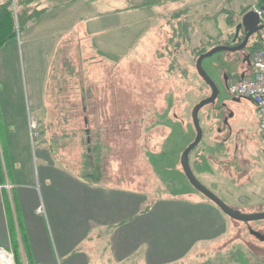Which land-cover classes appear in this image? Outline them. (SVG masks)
I'll use <instances>...</instances> for the list:
<instances>
[{
	"label": "rangeland",
	"instance_id": "rangeland-1",
	"mask_svg": "<svg viewBox=\"0 0 264 264\" xmlns=\"http://www.w3.org/2000/svg\"><path fill=\"white\" fill-rule=\"evenodd\" d=\"M185 1L178 11L169 0L99 1L98 17L90 23L91 31L96 30L80 40L74 37L75 30L66 36L48 56L49 69L43 59L47 48H33L32 56L33 42L19 32L17 62L3 59L7 63L2 64V72L16 74L17 80L1 83L4 89L18 85L30 90L33 68H38L44 101L51 110L41 121L34 117L39 131L35 140L53 142L60 160L73 170L82 171L84 161H100L109 183L153 189L157 197H186L189 191L205 197L191 185L180 164L181 154L196 138L192 110L212 94L196 70L197 51L233 45L234 36L241 37L244 31L237 35L225 11L238 19L240 13L260 9L261 0ZM115 9L124 11L111 14ZM182 21L191 26L190 36L182 48H175L180 36L172 30ZM94 33L98 52L92 47ZM111 55L118 62L108 59ZM242 55V51H221L203 60L218 96L199 112L203 138L189 159L197 179L228 205L241 213H262L264 138L256 109L228 90V83L249 70ZM99 140L103 148L95 150ZM97 151L102 154L95 155ZM85 152L91 155H82ZM228 221L226 235L201 252V262L264 264V242L250 233L257 230L264 235V220Z\"/></svg>",
	"mask_w": 264,
	"mask_h": 264
},
{
	"label": "crops",
	"instance_id": "crops-1",
	"mask_svg": "<svg viewBox=\"0 0 264 264\" xmlns=\"http://www.w3.org/2000/svg\"><path fill=\"white\" fill-rule=\"evenodd\" d=\"M99 1L108 0H35L33 5L46 12L23 28L26 39L33 42L30 54L35 56V47H46L43 59L48 60L49 69L48 56L74 30L78 40L96 30L91 31L90 23L98 17ZM169 1L177 11L186 2ZM118 11L111 14L121 15ZM83 21L84 26H79ZM96 36L92 34L91 39L97 51ZM18 40L11 38L0 48L4 52L0 55V245L14 252L16 262L241 264L236 260L201 262V252L230 228V217L209 199L193 191L186 197H157L153 189L104 179L91 183L81 170L63 164L53 142L33 141L30 117L41 121L51 110L44 101L38 68H33L30 90L18 85L4 89L1 83L17 80L16 74L2 72V64L7 63L3 59L17 62L22 43ZM39 206L42 213L37 211Z\"/></svg>",
	"mask_w": 264,
	"mask_h": 264
},
{
	"label": "water",
	"instance_id": "water-1",
	"mask_svg": "<svg viewBox=\"0 0 264 264\" xmlns=\"http://www.w3.org/2000/svg\"><path fill=\"white\" fill-rule=\"evenodd\" d=\"M260 15L263 16V21H264V5L260 7L259 11L251 10L243 15L241 23H239L236 28L237 35L239 34L241 29H243V31L245 32V35L240 44L217 46L201 54L198 57L196 61V70L198 74L202 77V79L210 86L212 90V94L209 97L201 100L198 104L194 106L192 110V120H193L195 129H196V138L194 139L193 142H191L186 147V149L181 154V158H180V164L182 166L184 174L186 178L189 180V182L191 183V185L197 191L203 194L207 199H209L211 202L217 205L227 216H229L232 219L245 222V223H249L252 221H258V220H264V212L262 213H241L240 211L228 205L219 196H217L209 188H207L203 183H201L199 179H197L191 167L189 155L199 145V143L201 142L203 138V129L201 128V125H200L199 112L203 107L214 103L218 96L217 85L215 84V82L211 79V77L207 74V72L203 68V60L207 57L212 56L213 54L217 52H221V51L234 52V51L243 50L248 45L249 40L255 34L264 30V24H263V21ZM228 117L229 118L233 117V113H230ZM225 123H228V118L225 119ZM250 233L256 236L258 239L264 241L263 234L255 230H250Z\"/></svg>",
	"mask_w": 264,
	"mask_h": 264
},
{
	"label": "trees",
	"instance_id": "trees-1",
	"mask_svg": "<svg viewBox=\"0 0 264 264\" xmlns=\"http://www.w3.org/2000/svg\"><path fill=\"white\" fill-rule=\"evenodd\" d=\"M34 1L35 0H6L5 3L0 5V48L4 45V43L7 40L16 37L19 32L21 33L23 31V28L25 26L36 22L46 12V10L38 9L36 6H34L33 5ZM14 5L16 6L15 9H14ZM262 5H264V0H261V2L259 3V7H261ZM133 8H135V6ZM225 13H227L229 16L228 18L229 26L234 27L236 30L239 24L237 20L240 19L244 15V13L238 14L239 15L238 19L232 18V14H233L232 11H225ZM176 17L178 21L181 20L179 15H176ZM190 29H191V26H189L185 21L180 22L178 27H174V30L172 31L175 33H179V36H180V40L174 43L175 48H178V47L182 48V45L184 46L183 42L184 43L188 42V39L190 36L189 35ZM261 34L262 32L257 33L256 34L257 37H255L254 39H250L248 43L247 48L250 49V52L252 54L258 49L264 47V38L262 37ZM171 42H174V40L172 39ZM93 49L95 50L94 47ZM207 51L209 50L197 51V59L201 54ZM111 56H112L111 58H109L108 56L106 57H108V59L114 60L115 62H118L117 59H112V58H115L114 55H111ZM229 86H230V83H228V87ZM90 143L91 142L88 139L86 142V146H88V149H89L88 151L91 150L89 148ZM100 144H101L100 140H99V143L97 141V143H95L94 145L95 146L94 149L100 150V148H103L99 146ZM98 154L101 155L102 151H97L95 155H98ZM82 155H91V154L89 153L86 154L85 152ZM82 165L84 166V169L82 170L83 172L81 171V174L83 175L84 178H87L88 181H90L91 183H100L104 179V169H103V166L100 164V161H96V162L94 161L93 164H90V162L85 163L84 161Z\"/></svg>",
	"mask_w": 264,
	"mask_h": 264
},
{
	"label": "built area",
	"instance_id": "built-area-1",
	"mask_svg": "<svg viewBox=\"0 0 264 264\" xmlns=\"http://www.w3.org/2000/svg\"><path fill=\"white\" fill-rule=\"evenodd\" d=\"M255 11H259V9H255ZM260 17L263 20V16L260 15ZM228 90L233 97L244 98L254 104L259 133L264 138V47L252 54L249 70L237 80L232 81ZM29 126L34 141L39 135L37 121L34 117H30ZM37 211L42 213L43 207L39 206ZM0 264H18L14 252L1 245Z\"/></svg>",
	"mask_w": 264,
	"mask_h": 264
},
{
	"label": "flooded vegetation",
	"instance_id": "flooded-vegetation-1",
	"mask_svg": "<svg viewBox=\"0 0 264 264\" xmlns=\"http://www.w3.org/2000/svg\"><path fill=\"white\" fill-rule=\"evenodd\" d=\"M244 35H245V32L243 33V36H241V37H236V39H235V36H234V44L235 45H238V44H240L241 43V41H242V39H243V37H244ZM256 35V34H255ZM254 35V36H255ZM248 46V45H247ZM247 46L243 49V50H241L242 52H243V55H242V59L245 61V62H247L248 63V65H250V62H251V56H252V53L250 52V49L249 48H247ZM225 124H227V123H225ZM229 127V126H228ZM229 129H230V127H229ZM255 231H257V230H255ZM258 232V231H257ZM260 233V232H259ZM254 236V235H253ZM254 237H256V236H254ZM257 238V237H256ZM258 239V238H257ZM264 242V241H263Z\"/></svg>",
	"mask_w": 264,
	"mask_h": 264
}]
</instances>
